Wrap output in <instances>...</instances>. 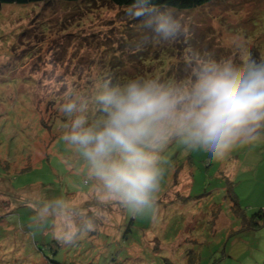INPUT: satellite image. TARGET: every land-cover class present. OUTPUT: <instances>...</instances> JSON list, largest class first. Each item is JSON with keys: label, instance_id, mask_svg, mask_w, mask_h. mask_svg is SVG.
<instances>
[{"label": "rangeland", "instance_id": "374dc122", "mask_svg": "<svg viewBox=\"0 0 264 264\" xmlns=\"http://www.w3.org/2000/svg\"><path fill=\"white\" fill-rule=\"evenodd\" d=\"M142 14L99 2L1 6L0 264L264 263V226L244 229L264 209V130L222 161L166 136L152 149L163 173L155 212L136 216L62 139L68 93L92 124L106 85L186 80L194 51L226 56L234 36L264 60V0L172 12L187 32L170 39L154 31L169 15Z\"/></svg>", "mask_w": 264, "mask_h": 264}, {"label": "clouds", "instance_id": "9594fccd", "mask_svg": "<svg viewBox=\"0 0 264 264\" xmlns=\"http://www.w3.org/2000/svg\"><path fill=\"white\" fill-rule=\"evenodd\" d=\"M154 31L170 39L187 28L169 15ZM231 47L219 58L194 51L198 63L183 81L129 78L106 85L96 98L104 116L92 124L71 93L61 103L60 111L69 118L63 141L82 155L109 199L131 215L155 212L163 173L152 149L166 136L179 137L217 161L261 137L264 60L254 57L242 36L232 37Z\"/></svg>", "mask_w": 264, "mask_h": 264}, {"label": "trees", "instance_id": "16d2710c", "mask_svg": "<svg viewBox=\"0 0 264 264\" xmlns=\"http://www.w3.org/2000/svg\"><path fill=\"white\" fill-rule=\"evenodd\" d=\"M11 0H0L3 5ZM29 5H39L49 2H61L67 4L74 3H107L124 11H135L145 13L155 12L169 15L170 13H189L199 8L219 3L227 0H25ZM235 199V198H234ZM236 206V205H234ZM244 229L257 230L264 226V209H260L251 215L248 220H245ZM264 264V263H263Z\"/></svg>", "mask_w": 264, "mask_h": 264}, {"label": "water", "instance_id": "95a60500", "mask_svg": "<svg viewBox=\"0 0 264 264\" xmlns=\"http://www.w3.org/2000/svg\"><path fill=\"white\" fill-rule=\"evenodd\" d=\"M2 4L0 3V8H1Z\"/></svg>", "mask_w": 264, "mask_h": 264}]
</instances>
